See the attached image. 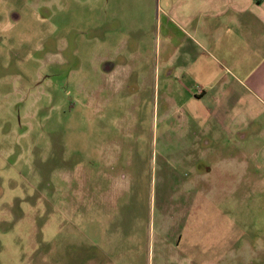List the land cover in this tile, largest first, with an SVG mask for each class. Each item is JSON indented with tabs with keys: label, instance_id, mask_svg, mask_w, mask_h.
Instances as JSON below:
<instances>
[{
	"label": "rangeland",
	"instance_id": "374dc122",
	"mask_svg": "<svg viewBox=\"0 0 264 264\" xmlns=\"http://www.w3.org/2000/svg\"><path fill=\"white\" fill-rule=\"evenodd\" d=\"M178 2L0 0V264H264L259 46L197 100Z\"/></svg>",
	"mask_w": 264,
	"mask_h": 264
},
{
	"label": "crops",
	"instance_id": "0c3cea01",
	"mask_svg": "<svg viewBox=\"0 0 264 264\" xmlns=\"http://www.w3.org/2000/svg\"><path fill=\"white\" fill-rule=\"evenodd\" d=\"M248 11L259 16V28L256 21L248 25ZM159 31L157 39H163L160 58L171 67V75H180L183 67L189 71L199 86V101L206 98L207 87L218 86L227 98L215 99L217 107H229L226 82L219 77L222 70L240 68L242 44L249 38L259 46L257 71L264 73V0H179L160 21ZM181 58L183 67L178 63Z\"/></svg>",
	"mask_w": 264,
	"mask_h": 264
}]
</instances>
